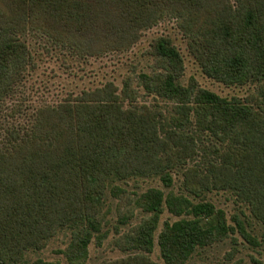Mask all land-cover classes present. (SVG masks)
<instances>
[{
    "label": "trees",
    "instance_id": "obj_1",
    "mask_svg": "<svg viewBox=\"0 0 264 264\" xmlns=\"http://www.w3.org/2000/svg\"><path fill=\"white\" fill-rule=\"evenodd\" d=\"M164 17L205 76L253 92L225 98L194 77L181 83L183 57L159 35L149 70L127 73L120 90L107 81L56 102L18 99L34 68L27 36L100 57L131 49ZM149 179L162 188L131 189ZM218 192L248 215L228 222ZM136 211L140 222L122 231ZM164 211L177 218L155 235ZM247 217L264 226V0H0V264H25L62 231L69 264L110 233L122 256L100 264H156L155 240L163 264H189L235 231L257 245Z\"/></svg>",
    "mask_w": 264,
    "mask_h": 264
},
{
    "label": "rangeland",
    "instance_id": "obj_2",
    "mask_svg": "<svg viewBox=\"0 0 264 264\" xmlns=\"http://www.w3.org/2000/svg\"><path fill=\"white\" fill-rule=\"evenodd\" d=\"M159 35L168 36L183 57L184 73L180 79L181 83L186 84L191 77H194L200 86L225 98H230L231 96L245 98L253 92L251 85L226 86L205 76L189 55L185 39L175 26L174 19L164 17L157 25L144 31L140 40L131 49L122 52H109L100 57L79 58L67 52H61L59 49L49 47L42 39L31 35L27 36V43L33 56L34 68H29L18 99L21 100L24 97L22 101H30L34 104L41 101L56 102L67 95H78L82 90L94 89L107 81L113 82L120 90L122 79L127 73L136 76L140 71L149 70L152 60L145 54V51L151 39ZM134 88L139 101L151 102L150 97L145 95L143 89L137 86L136 83ZM162 103L169 108V102L162 101ZM177 184L178 182H176ZM151 186L162 188L158 181L149 179L138 181L131 189L142 191ZM210 197L216 206L225 210L230 223V217L233 214L242 217L240 211H244L248 215L245 207L238 205L228 193H211ZM111 207L108 217L114 221L116 217L114 206ZM136 212L135 218L128 226L123 227L122 231L140 222L142 215L140 212ZM176 218L164 211L160 217L155 235L158 234L165 220L171 221ZM247 219L250 223V232L258 242L257 245H252L235 231L224 240L198 251L188 263L264 264V226L248 217ZM115 236L110 233L101 246L91 243L89 245L88 258L84 264H100L103 260H113L121 257L122 253L114 246ZM67 238L68 234L65 231L58 232L42 250L27 252L24 263L31 264L39 258L51 264H69L60 252L65 247ZM150 257L156 264H163L156 240Z\"/></svg>",
    "mask_w": 264,
    "mask_h": 264
}]
</instances>
